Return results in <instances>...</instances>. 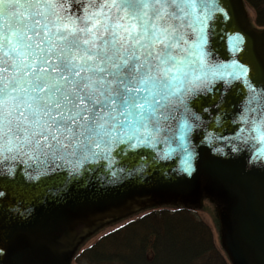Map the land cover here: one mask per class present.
Masks as SVG:
<instances>
[{"label": "snow or ice", "instance_id": "obj_1", "mask_svg": "<svg viewBox=\"0 0 264 264\" xmlns=\"http://www.w3.org/2000/svg\"><path fill=\"white\" fill-rule=\"evenodd\" d=\"M217 10L216 0H0V158L71 163L167 141L186 97L222 75L199 51ZM248 89L237 135L248 125L264 155V89Z\"/></svg>", "mask_w": 264, "mask_h": 264}, {"label": "water", "instance_id": "obj_2", "mask_svg": "<svg viewBox=\"0 0 264 264\" xmlns=\"http://www.w3.org/2000/svg\"><path fill=\"white\" fill-rule=\"evenodd\" d=\"M216 4L221 10L205 21L199 51L222 75L186 97L163 133L167 141L118 143L71 163L0 158V264H69L102 226L160 205L196 208L202 195L216 203L229 263L264 264L262 145L248 125L247 139L237 135L248 85L264 89V29L251 25L242 0ZM188 37L197 42L195 33ZM233 62L247 68V79L237 78Z\"/></svg>", "mask_w": 264, "mask_h": 264}, {"label": "trees", "instance_id": "obj_3", "mask_svg": "<svg viewBox=\"0 0 264 264\" xmlns=\"http://www.w3.org/2000/svg\"><path fill=\"white\" fill-rule=\"evenodd\" d=\"M264 28V0H243ZM229 264L209 227L186 207H155L101 235L72 264Z\"/></svg>", "mask_w": 264, "mask_h": 264}, {"label": "rangeland", "instance_id": "obj_4", "mask_svg": "<svg viewBox=\"0 0 264 264\" xmlns=\"http://www.w3.org/2000/svg\"><path fill=\"white\" fill-rule=\"evenodd\" d=\"M243 4H244V2H243ZM244 10L247 14L249 21L253 23V18H254L253 11L245 4H244ZM253 25L256 26L254 23H253ZM256 28L261 29V27H258V26H256ZM173 206L177 207L179 205L174 204V205H170V206H166V207H173ZM144 212H145V210H143L142 212H139L138 214L129 215L126 218L111 222V224L108 223V225L102 227L101 230H98L94 234L87 236L84 239V241L82 242V244H80L78 249H80V248L83 249V248L91 245L93 242H95L104 233H106V232H108V231H110L116 227L123 225L124 223H126L129 220H132V219L139 217L140 214H143ZM194 214L196 215V217L199 220L203 221L209 227L213 244L217 249H220L219 236H218L219 235V219H218V214H217L216 203L212 199V197H209L207 195H202L200 200H199V204L196 207V211H194Z\"/></svg>", "mask_w": 264, "mask_h": 264}]
</instances>
